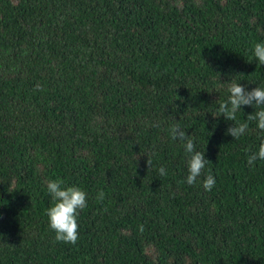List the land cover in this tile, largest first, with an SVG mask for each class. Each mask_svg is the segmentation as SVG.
<instances>
[{
  "label": "trees",
  "instance_id": "obj_1",
  "mask_svg": "<svg viewBox=\"0 0 264 264\" xmlns=\"http://www.w3.org/2000/svg\"><path fill=\"white\" fill-rule=\"evenodd\" d=\"M258 42L264 0H0V264H264V132L226 134L259 109L217 117L232 81L264 88ZM177 123L210 161L195 185ZM57 178L88 194L75 245Z\"/></svg>",
  "mask_w": 264,
  "mask_h": 264
},
{
  "label": "clouds",
  "instance_id": "obj_2",
  "mask_svg": "<svg viewBox=\"0 0 264 264\" xmlns=\"http://www.w3.org/2000/svg\"><path fill=\"white\" fill-rule=\"evenodd\" d=\"M253 55L259 65H264V42H258L254 45ZM228 92L230 95L227 101L219 104L217 117L223 116L226 120L234 122L237 120V113L241 111L242 106H255L259 110L248 115L245 122L234 123L227 129L226 134L231 135L235 140L241 138L248 131V122L250 121H256L257 128L264 132V88L255 87L249 91L240 83L232 81L228 86ZM170 135L173 140L183 142L185 153L188 156V175L184 182L188 185H195L198 178L204 174V169L210 161L205 158V151L196 149L192 136L188 135L178 123L170 128ZM257 160L264 161V139L261 140L257 151H248L247 162L249 166L254 165ZM147 164L149 168L152 166L150 159L147 160ZM159 174L161 176L166 175V169L161 167ZM215 184V177L211 172H208L204 176L202 187L205 191H211ZM46 187L54 202L51 207L46 209L49 227L55 233L54 239L58 242L75 245L79 239L78 217L80 212L87 207L88 194L76 185L65 186V181L60 178L47 181ZM104 198L105 193L99 191L97 199L103 201ZM138 229L142 233L144 225H138Z\"/></svg>",
  "mask_w": 264,
  "mask_h": 264
}]
</instances>
